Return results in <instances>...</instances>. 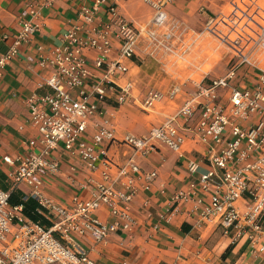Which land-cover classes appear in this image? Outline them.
Instances as JSON below:
<instances>
[{"label": "crops", "instance_id": "0c3cea01", "mask_svg": "<svg viewBox=\"0 0 264 264\" xmlns=\"http://www.w3.org/2000/svg\"><path fill=\"white\" fill-rule=\"evenodd\" d=\"M94 1L47 0L46 5L38 8V15L34 18L26 14L24 17L31 19L38 28L30 41L19 46L17 54L0 69V189L12 193V199L16 202L35 199L31 197L26 185H15L7 178L8 167L2 157H14L20 153L36 151L40 147V136L28 122L26 104L31 94L50 92L46 86L38 87L50 73L47 66L40 62L49 58L52 51L63 44L65 33L72 29L76 30L81 39L104 35L109 40L110 57L115 59L118 56L120 41L116 26L111 22L110 2L93 11ZM158 1L164 3L167 22L165 28L156 30V34L161 37L170 31L171 45L176 50L192 34L196 36L204 33L209 22L213 26V33L220 32V25L226 24L221 17L231 16L233 22L241 25L244 30L256 33L250 29L253 23L247 21L250 15L244 14L237 6V0ZM28 2L35 3L37 0H0V55L6 53L12 45L22 11ZM231 6L234 7L233 11L228 10ZM262 9L264 14V4ZM117 11L140 35L131 59L123 60L127 72L115 76L113 89L108 90L102 100L94 97L88 99V102L96 106V112L89 118L86 139H90L100 127L114 129L117 139L126 134L145 136L152 127L171 118L193 93L196 83L202 80L177 81L175 75L169 73L166 76L163 73V70L169 69L161 63L164 54L160 50L153 52V44L146 34L152 17L149 4L143 0H119ZM89 12H92L91 22L83 18ZM233 32L240 36L246 49L252 48L253 57L252 66L243 64L237 69L238 78H234L232 83L239 88H253L257 83V75L264 71V51L260 50L264 49V45L253 47L249 34L244 31V34H238L235 30ZM259 37L264 38V31H260L253 39L258 40ZM94 54L89 48L83 50L84 59L91 71V79L87 80L85 91H89L92 80L100 78L103 73L93 66ZM194 55L198 57L199 52ZM260 55L263 57L260 58ZM219 65H225L228 70V62ZM127 84L130 85L127 100L119 104L117 93ZM175 87H178V93L171 96L170 92ZM149 90L159 92L161 97L151 106H145ZM220 95L219 103L226 105L228 93L220 90ZM198 113L197 110L191 120L177 119L175 122L179 132L184 135L180 152L157 143L154 150L140 155L133 153L128 146L112 142L105 145L107 160L101 158L94 172L88 171L83 160L75 153L66 152L60 147L53 152L52 157L58 161V170L43 179L41 193L64 208L88 200L100 184H108L116 179L117 168L129 159L137 164L140 173L156 172L148 188L143 187L144 181L138 178L139 175L134 176L137 191L130 204L134 220L130 230L111 233L101 243L95 242L90 235L75 237V242L88 257L98 264H264V249L260 251L258 248L264 243V232L258 234V241L254 245L250 244L247 235L231 243L230 237L222 234L221 227L201 216V209L208 202V194L198 190L193 194L192 185L197 183L198 174L189 173L186 167L189 159L200 160L209 148L194 132ZM207 167L206 162H201L199 172ZM105 172L108 182L103 179ZM118 180L115 189H122L125 178ZM179 192L185 193L186 198L175 201L174 197ZM197 199L202 202L199 204ZM243 202H238L240 208ZM47 215L46 209L41 210L37 221L47 225ZM95 216L100 221L111 220L105 206H101Z\"/></svg>", "mask_w": 264, "mask_h": 264}, {"label": "built area", "instance_id": "2783aa9c", "mask_svg": "<svg viewBox=\"0 0 264 264\" xmlns=\"http://www.w3.org/2000/svg\"><path fill=\"white\" fill-rule=\"evenodd\" d=\"M118 1L95 0L92 7L95 11L110 2L111 22L116 26L120 41L117 58L110 57L109 40L104 35L81 39L72 29L65 33L63 44L40 62L50 73L38 87L46 86L50 92L33 93L26 100L28 122L40 136V147L14 157L5 155L2 161L8 167L7 178L15 185L24 184L30 189L31 197L40 206L38 212L48 211V224L26 218L22 206L11 204L10 193L0 189V264H98L75 242V237L90 235L95 242L101 243L111 233L130 230L134 223L130 204L137 191L134 176L139 175L138 178L144 181L143 187L148 188L156 172L140 173L137 164L129 159L117 168L116 179L111 182H108L107 173L103 174L109 185L100 184L88 200L64 208L41 193L43 179L58 170L53 152L60 147L77 154L90 172L98 168L101 158L107 160L105 145L112 142L128 146L133 153L140 155L154 150L157 143L180 152L184 135L175 122L177 119L191 120L197 110L194 132L209 148L200 160L189 159L186 167L189 173L198 174L197 183L192 185L193 194L197 190L208 194V202L200 212L202 218L221 227L222 234L230 237L231 243L247 235L250 244L254 245L258 234L264 232V71L257 75L253 88H239L232 83L241 65L252 66V48L246 49L239 35L227 44L236 60L226 73L197 82L193 93L176 113L152 127L145 136L126 134L117 139L114 129L100 127L90 139L85 138L89 118L96 112V106L88 99L102 100L107 91L113 89L115 76L127 72L123 60L131 59L140 35L119 15ZM143 1L152 8L146 34L153 44V52L175 53L174 45H171L172 33L165 32L161 37L156 34L157 29L166 27L164 3ZM46 4L47 0L25 4L12 45L0 55V69L17 54L19 46L30 41L38 28L24 16L28 14L34 18L38 15V8ZM91 13L83 16L85 21L91 22ZM220 40L223 42L224 37ZM251 42L253 47L262 46L264 38ZM86 48L95 53L93 66L103 71L100 78L92 80L89 91L84 90L87 80L91 79V71L83 56ZM129 88L127 84L119 89L116 98L119 104L126 102ZM220 90L228 93L226 105L219 103ZM176 93L178 87L173 88L170 95ZM160 97L159 92L149 90L144 105L151 106ZM201 162H206L208 167L199 172ZM121 177L125 178L124 187L115 189L114 185ZM185 198L186 194L179 192L174 200ZM197 200L199 204L202 202ZM239 201H244L242 208ZM101 206L108 208L110 221H100L95 216ZM258 248L262 251L264 243Z\"/></svg>", "mask_w": 264, "mask_h": 264}, {"label": "rangeland", "instance_id": "374dc122", "mask_svg": "<svg viewBox=\"0 0 264 264\" xmlns=\"http://www.w3.org/2000/svg\"><path fill=\"white\" fill-rule=\"evenodd\" d=\"M235 3L244 14L250 15V17H247V21L253 23L250 24V29L257 34L244 30L241 25H237L233 22L234 20L231 16L226 18L221 17L226 24L222 23V25H220V32L213 33V26L209 24L206 26L207 28L204 30V33L196 36L192 34L191 38H188L180 49L178 48V50H176L175 48V53H164L161 63H164L169 68L167 71L163 70L166 76L170 73L175 75V78L178 79L177 81L183 80L187 82L201 79L207 81L210 78L226 73V66L219 64L228 62V64L231 65V63L236 60V58L233 57L234 54L231 52V48L227 45L229 40H233L237 37L233 30L238 32V34L243 33V31L249 34L252 37L250 42L253 38H256L260 31H264V23L262 22L264 14L261 12V10H263L264 0H237ZM228 10L233 11L234 7L231 6ZM260 26L262 28L261 30ZM217 35L220 38L224 37V41L222 42ZM181 40H183V38ZM260 50L264 51L263 48ZM195 52H199L198 57L195 55V57L193 56ZM261 57H263V55H260V58ZM256 59H259V57H256ZM155 63L158 64L157 62Z\"/></svg>", "mask_w": 264, "mask_h": 264}, {"label": "trees", "instance_id": "16d2710c", "mask_svg": "<svg viewBox=\"0 0 264 264\" xmlns=\"http://www.w3.org/2000/svg\"><path fill=\"white\" fill-rule=\"evenodd\" d=\"M9 202L13 205H21L22 206V212L24 215L28 216L31 220L37 221L39 218V213L38 211L40 210V206L38 203L31 199L28 198L24 202H16L12 199V193L9 194Z\"/></svg>", "mask_w": 264, "mask_h": 264}]
</instances>
